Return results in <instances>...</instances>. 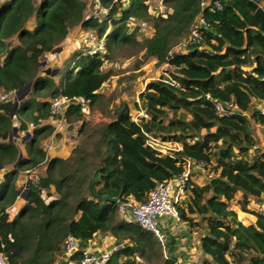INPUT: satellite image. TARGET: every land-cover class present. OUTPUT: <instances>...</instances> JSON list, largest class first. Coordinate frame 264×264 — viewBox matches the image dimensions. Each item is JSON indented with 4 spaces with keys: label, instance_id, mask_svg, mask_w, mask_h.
<instances>
[{
    "label": "trees",
    "instance_id": "trees-1",
    "mask_svg": "<svg viewBox=\"0 0 264 264\" xmlns=\"http://www.w3.org/2000/svg\"><path fill=\"white\" fill-rule=\"evenodd\" d=\"M99 1L108 7L104 16L93 5L86 14L85 0H0V91L31 84L30 95L13 113L16 122L10 118L12 104L0 103V168L16 163L0 181V252L8 264H75L94 235L109 234L121 246L105 264H142L136 258L144 264H180L173 255L162 257L150 232L125 222L117 202L98 196L143 202L158 182L179 174L190 159L203 167L192 173L177 210L180 222L199 236L200 264H264V209L252 205L264 201V147L253 130L257 125L264 139V113L254 105L264 101V0H218L221 9L214 12L201 9V0H161L158 13L151 9L154 0ZM198 15L208 28H199L196 40L167 61L178 86L162 79L146 82L134 105L145 116L134 120L123 102L91 142L81 141L65 159L45 158L38 142L53 126L38 125L50 117V99L85 96L91 107L111 74L102 70L105 60L115 52L140 49L145 59L163 63L171 47L188 37ZM146 22L152 29L147 35ZM75 25L102 36L104 53L82 55L78 45L55 82L51 70L38 72L40 58ZM227 101L236 111L218 115L214 103ZM88 108L71 104L63 119L78 121ZM29 124L34 142L28 158L17 159L10 132L13 126L26 131ZM144 133L180 148L154 149ZM43 162L38 183L28 185L25 203L12 213L18 171ZM204 173L212 176L198 183ZM234 199L242 212L256 217L254 224L237 218L230 206ZM66 235L78 244L68 258L63 257Z\"/></svg>",
    "mask_w": 264,
    "mask_h": 264
},
{
    "label": "built area",
    "instance_id": "built-area-1",
    "mask_svg": "<svg viewBox=\"0 0 264 264\" xmlns=\"http://www.w3.org/2000/svg\"><path fill=\"white\" fill-rule=\"evenodd\" d=\"M121 2L123 5L128 3V0H112V4L116 5ZM201 9L207 8L209 12H214L221 9V4L218 0H201L199 3ZM93 8L98 11L101 16L108 13V7L100 4L99 0H93ZM209 23L203 15H198L191 25L189 35L183 42L174 44L167 52L164 60L165 65H169L167 61L172 57L175 52L183 51L185 46L190 42L196 40L199 28H208ZM80 49L82 55H97L101 56L104 53L105 46L102 36H98L95 31L89 30L81 35ZM158 79L167 82L171 85H177L178 82L170 76V73L164 72ZM17 91L14 89L0 91V103H11L17 101ZM77 104L82 110L88 108L89 100L85 96H76L70 98L66 95H58L49 100V115L50 118L63 117L65 109L71 105ZM260 113H264V101H259L254 104ZM215 111L218 115L228 116L236 111V105L230 101L215 102ZM145 116V115H144ZM55 122H57L55 120ZM33 128L34 125L30 124ZM146 136V143L157 150L162 152H171L170 144L178 145L172 141H162L155 138L149 133H144ZM185 168L173 178L158 182L154 188L149 192L145 201L134 203L132 201H120L117 199V210L120 217L129 224H135L142 230L150 232L156 241L164 247L165 237L163 232H167L163 225V220L180 221L179 213L177 210L178 204L182 201L188 181L192 173L203 167L200 161L193 162L190 159L185 160ZM39 181V175L33 169H26L24 174V181L20 186L17 197L24 196L29 184H36ZM3 246V245H1ZM121 246V244H112L106 249L92 251L85 248L81 252L80 259L75 264H105L113 255V253ZM78 250V244L74 237L66 235L63 241V257L68 258ZM164 257L167 258V253L164 250ZM136 261L142 263L140 258ZM0 264H8L7 257L0 252Z\"/></svg>",
    "mask_w": 264,
    "mask_h": 264
},
{
    "label": "rangeland",
    "instance_id": "rangeland-1",
    "mask_svg": "<svg viewBox=\"0 0 264 264\" xmlns=\"http://www.w3.org/2000/svg\"><path fill=\"white\" fill-rule=\"evenodd\" d=\"M85 1L88 3V7L86 8L85 12L86 14H91L93 0ZM160 1L161 0L153 1V7L151 6L152 12L158 13L161 10ZM113 4L116 5L115 3ZM146 23L147 27L144 28V33L147 35L152 31V29L150 27L151 22ZM84 32L86 31H82L79 25L72 26L69 29L67 35L69 42H67V44H63V42L66 40L65 39L51 52L45 53L43 56H41L38 72L40 74H45V70L51 68V66L55 65L56 67H58L64 60L68 61L71 51L74 50L73 48H76V46L79 44L80 36ZM184 40L185 39H180L178 42H183ZM12 43H16V41L14 40L12 41ZM74 44L77 45H75L74 47ZM51 57H55V61H53V59L51 61ZM67 57L68 59H66ZM68 65L69 63L67 64V66ZM165 68L166 66L163 65L162 62L157 63L156 60L152 58L145 59L143 50L140 49H129L126 51L115 52L112 58L107 59L104 62L102 70H110L111 74L103 84L101 88V93L97 101H95V103L88 108L87 113L84 114L80 120L73 122H65L63 117H61L60 119L49 117L48 119L51 123H55L56 120V124H58L57 128H59L58 132L62 131L66 137L73 138L72 135H79L80 138H83L82 141L91 142L90 136H98L97 129L101 128L107 121L111 119V117H113V111L121 103H127V105L129 106L130 113L134 120H138L139 116L144 115L143 112L135 109L134 105L137 101V94L140 90L143 89L146 82L159 78ZM169 72H172V69ZM54 125H52L53 131L47 137H51V135L53 134L56 136L57 128H55ZM80 127L81 131H79V134L78 130L80 129ZM29 128L31 127L29 126ZM253 130L254 135L260 141L259 145L263 148L264 139L262 130L257 126H254ZM10 133H12V138L16 136L12 132V130ZM57 138L58 139L56 143L60 144L59 140L61 137ZM21 139H23V137ZM169 146H171L172 149L180 148V144L175 145L172 143ZM208 174L204 173L198 180V183H204L209 178V176H212ZM23 195L25 196V194ZM230 206L237 210V218L242 221L243 224L248 225L251 219L250 214L247 212H242L235 199L230 203ZM193 232L195 236H198L196 231Z\"/></svg>",
    "mask_w": 264,
    "mask_h": 264
},
{
    "label": "crops",
    "instance_id": "crops-1",
    "mask_svg": "<svg viewBox=\"0 0 264 264\" xmlns=\"http://www.w3.org/2000/svg\"><path fill=\"white\" fill-rule=\"evenodd\" d=\"M80 39H81V36H80ZM80 39H79V44H78L79 46H80ZM68 40L69 39L66 37V40L63 42V44H67V42H69ZM75 45H77V44H74V47H75ZM78 45L76 47H78ZM50 59H51V61H52V59H53V61H55V57H51ZM64 61L61 62V65H59L57 67V69H52V70H51V68L46 69L45 74L49 73V71L51 70L52 71L51 75L54 78V81L57 82L58 77H59V74L57 71H59V68H61V66H63ZM56 62H57V60H56ZM162 64L165 65L164 63H162ZM165 66H166V68L164 69V71L161 70L162 73H164V72L168 73L172 69V67L169 65H165ZM161 76H162V74L160 75V77ZM30 90H31V86L29 87V89L26 93L27 96L30 95ZM137 102H138V99H137ZM10 118H13V115L10 116ZM13 122H16V118H13ZM44 124H49L51 126L55 124L54 127L55 128L58 127V124H56V122L51 123L49 119L41 121V123L38 126H41ZM29 126H30V124L28 125L27 130L23 131V132L18 130L16 126H13L16 128V130L13 132L16 136L13 137L11 141H14L15 146L18 149L17 159L28 158V154L30 153V150H31L30 146L34 142L33 141V132H32L34 127L29 128ZM56 130H57L56 136L61 137L59 140L60 144L56 143L58 138L54 134L51 135V137L42 138L38 142L39 143L38 145L43 150H45V158L47 160L50 158H54V157L62 158V159L69 157L70 152H71V148L80 144V142L83 140V138H80L79 135H76V136L72 135L73 138H69V137H66L65 134H63V132L61 130H60L61 132H58L59 128H57ZM22 137H23V139H21ZM68 139H69V141H68ZM172 142H174V141H172ZM15 167H16V163L14 162V163L7 164L4 167L0 168V181L3 180L7 171L12 170ZM33 171H35L38 175L42 174L45 171V162L39 164L36 168L33 169ZM24 174H25V170L24 171L20 170L17 173L16 182H15L17 192H18L20 186L22 185V183L24 181ZM54 196H56L55 193H54ZM24 203H25L24 196L17 197V195H16L15 200L11 206L12 213L17 211L20 207H22V205ZM252 205L259 208V209H264V201H262L261 203H257V204L252 203ZM250 216H251V219H250L249 223L254 224L256 217L254 215H251V214H250ZM162 222H163V225H165L164 226L165 230L171 236H173L175 238V243L173 245V250H172L171 255H173L177 258V262L180 264H200L201 260L204 258V254L200 248L199 236H195L194 232H191L189 230V228L183 222L170 220V219L163 220ZM113 241H114L113 238L109 234L108 235H102V236L94 235L93 239H91L87 243L86 248H88L89 250H92V251L103 250V249H106L109 246H111L113 244ZM160 246L162 248L161 249L162 250V257H164V250L166 251V249L162 245H160ZM167 256H169V255L167 254Z\"/></svg>",
    "mask_w": 264,
    "mask_h": 264
},
{
    "label": "water",
    "instance_id": "water-1",
    "mask_svg": "<svg viewBox=\"0 0 264 264\" xmlns=\"http://www.w3.org/2000/svg\"><path fill=\"white\" fill-rule=\"evenodd\" d=\"M30 87V84H27L23 89H20L17 91V101L14 102L11 105V110H10V116L13 115L14 111L18 108L20 101L25 97L28 89ZM253 106L250 105V109ZM250 114V112L248 113V115ZM16 130L15 127L12 128V132H14ZM9 140H12V133H10L9 135ZM25 198V196H24ZM98 198L102 201H113L116 202L117 198L116 197H110V196H98ZM163 235L165 237V243H164V248L166 249L167 254L170 256L172 254V250H173V245L175 243V238L173 236H171L168 232H163Z\"/></svg>",
    "mask_w": 264,
    "mask_h": 264
},
{
    "label": "clouds",
    "instance_id": "clouds-1",
    "mask_svg": "<svg viewBox=\"0 0 264 264\" xmlns=\"http://www.w3.org/2000/svg\"><path fill=\"white\" fill-rule=\"evenodd\" d=\"M80 51H81V49H80Z\"/></svg>",
    "mask_w": 264,
    "mask_h": 264
}]
</instances>
